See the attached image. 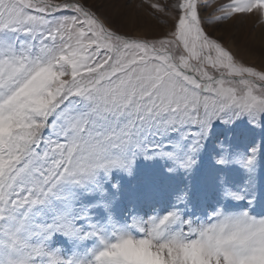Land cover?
Instances as JSON below:
<instances>
[{"label": "snow or ice", "instance_id": "6c2138e0", "mask_svg": "<svg viewBox=\"0 0 264 264\" xmlns=\"http://www.w3.org/2000/svg\"><path fill=\"white\" fill-rule=\"evenodd\" d=\"M143 4L171 17L163 35L130 34L116 0H0V264H125L110 255L124 243L158 264H264L260 141L245 152L216 141L211 206L188 182L161 212L151 185L123 182L140 160L191 177L215 122L264 126V64L245 65L204 27L264 24V0L208 18L201 0Z\"/></svg>", "mask_w": 264, "mask_h": 264}, {"label": "rangeland", "instance_id": "374dc122", "mask_svg": "<svg viewBox=\"0 0 264 264\" xmlns=\"http://www.w3.org/2000/svg\"><path fill=\"white\" fill-rule=\"evenodd\" d=\"M87 2L89 4H100L102 0H87ZM116 2L124 8V11L129 14L130 18H135L141 22V25H149V22V27H151L153 23L157 24L158 27V30L154 29V27L149 29L150 31L152 29L155 33L141 34L139 31L141 26H137L139 24L135 26L132 25V27L127 26L125 30L130 34L147 36V38L152 39L163 35L170 29V16H164L160 20L154 19L149 15L150 10L146 4H143V0H116ZM153 2L170 5L174 0H153ZM201 2V16L208 18L220 15L218 9L229 3L230 0H201ZM137 5H142V7L138 8L136 7ZM245 16L238 18L236 23L231 24V28L233 29L230 34L231 38L224 33L229 26V20L219 24L205 23L204 27L213 37L221 38L224 45L238 60L242 61L245 65L259 67L261 64H264V52L261 51L262 47H264V41L261 39L258 40L260 31L256 32V30L259 27L264 30V24H260L257 17L253 15L254 19L250 24L248 23V25ZM165 20L168 21V23H164L163 21ZM240 26H242V28H240ZM243 28L247 29V31L249 30V34L244 32ZM254 31L256 33H254ZM252 33L255 35H251ZM218 140H225L230 143L234 149L245 152L254 142L260 141L264 144V126L253 128L247 123V120L237 121L230 127H225L219 124V122H215L211 130V138L206 142L205 149L199 157V167L191 177L186 178L183 173H177L171 176L166 174L164 172V167L168 163L167 161H161L159 159L152 161L140 160L137 161L136 175L134 177H124L123 182L132 190L142 189L146 185H151L155 189L152 198L153 203L159 206L161 212L166 210L171 204L170 193L178 190L182 185L188 182H192L197 190L204 193L208 205L211 206L215 202L219 191L218 186L215 184V177L221 169L210 159L211 153L216 151L215 143ZM223 171L226 173L229 182L233 186L242 183L244 172L239 166L233 165L227 169H223ZM262 175H264V173H262ZM229 204L233 207H239L240 204L246 206V202H240V204L229 202ZM258 210L257 208V211ZM145 211H150V208H145ZM192 213L200 214L197 213L195 209H192ZM129 264H158V262L149 256L147 249L143 248Z\"/></svg>", "mask_w": 264, "mask_h": 264}, {"label": "bare ground", "instance_id": "6f19581e", "mask_svg": "<svg viewBox=\"0 0 264 264\" xmlns=\"http://www.w3.org/2000/svg\"><path fill=\"white\" fill-rule=\"evenodd\" d=\"M246 18H245V20H246V22H247V24L249 23H251L252 21H253V15L252 16H245ZM131 20L133 21V22H131L129 25H128V27H132V25L133 26H135V25H137V24H139V25H137L138 27H140V29H139V31H140V33L141 34H149V33H155V32H153L152 31V29H151V31L149 30L150 28H153L154 27V29H156V30H158V27H157V24H155V23H153L152 25H151V27H149V25H150V23L148 22V24L149 25H147V24H144V25H141V22H139L138 20H136L135 18H131ZM167 20H168V18H167ZM171 20V17H170V19H169V21ZM147 21H150V20H147ZM228 22H230L229 23V26H228V28L226 29V31L224 32L226 35H229L230 36V38H231V32H232V26H231V24H233V23H236V21H232V20H229ZM227 24V23H226ZM248 24V25H249ZM240 28H242V26H240ZM244 29V28H243ZM149 30V31H148ZM155 30V31H156ZM258 31H260L259 33L260 34H258V40H262V41H264V30H262V28H257V30H256V32H258ZM244 32H246V33H248L249 32V30L247 31V29H244ZM255 31H254V33H256ZM156 33H157V31H156ZM238 33V32H237ZM254 33H252L251 35H255ZM241 34V33H240ZM249 34V33H248ZM233 35V34H232ZM236 39V38H235ZM239 39V38H238ZM241 40V39H240Z\"/></svg>", "mask_w": 264, "mask_h": 264}, {"label": "clouds", "instance_id": "9594fccd", "mask_svg": "<svg viewBox=\"0 0 264 264\" xmlns=\"http://www.w3.org/2000/svg\"><path fill=\"white\" fill-rule=\"evenodd\" d=\"M144 248V246L136 243H124L114 249L110 255L125 260V264H129L136 255Z\"/></svg>", "mask_w": 264, "mask_h": 264}]
</instances>
